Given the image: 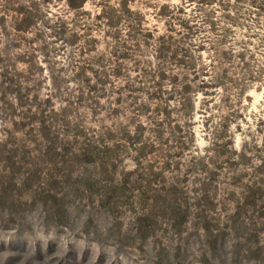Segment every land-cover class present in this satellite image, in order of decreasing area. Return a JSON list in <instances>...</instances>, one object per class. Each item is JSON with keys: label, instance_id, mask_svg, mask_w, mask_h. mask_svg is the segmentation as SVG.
Here are the masks:
<instances>
[{"label": "rangeland", "instance_id": "obj_1", "mask_svg": "<svg viewBox=\"0 0 264 264\" xmlns=\"http://www.w3.org/2000/svg\"><path fill=\"white\" fill-rule=\"evenodd\" d=\"M0 264H264V0H0Z\"/></svg>", "mask_w": 264, "mask_h": 264}, {"label": "trees", "instance_id": "obj_2", "mask_svg": "<svg viewBox=\"0 0 264 264\" xmlns=\"http://www.w3.org/2000/svg\"><path fill=\"white\" fill-rule=\"evenodd\" d=\"M82 1H83V0H82ZM82 1L68 0L69 5H70L71 7H74V8L77 7V6H79V5H81Z\"/></svg>", "mask_w": 264, "mask_h": 264}]
</instances>
